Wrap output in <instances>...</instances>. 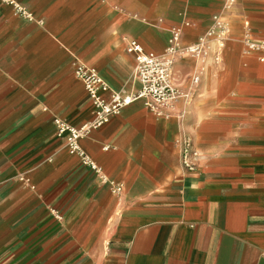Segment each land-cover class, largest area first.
<instances>
[{"label":"crops","instance_id":"obj_1","mask_svg":"<svg viewBox=\"0 0 264 264\" xmlns=\"http://www.w3.org/2000/svg\"><path fill=\"white\" fill-rule=\"evenodd\" d=\"M14 1L33 18L0 0V264H264V63L243 42L264 40V0ZM215 17L230 37L178 60L171 116H111L79 141L96 169L70 150L56 120L94 119L78 63L136 90L131 40L163 53L174 27L186 45Z\"/></svg>","mask_w":264,"mask_h":264},{"label":"built area","instance_id":"obj_2","mask_svg":"<svg viewBox=\"0 0 264 264\" xmlns=\"http://www.w3.org/2000/svg\"><path fill=\"white\" fill-rule=\"evenodd\" d=\"M12 3L21 15L33 18L31 13L24 9L14 0H7ZM183 29L180 26L174 27L168 46L163 53L147 51L137 41L131 40L128 43L127 51L135 59L134 79L139 82L138 89L133 91L115 90L101 76L96 67L84 63L76 66V76L83 82L86 91L94 105V119L80 127L70 124L64 119H57L56 126L59 135L68 137V146L72 152L79 153L84 163L96 169V163L80 147V139L105 123L111 116L120 114L127 106L136 101H143L145 106L157 116H171L172 111L181 96V91L175 82L174 70L178 60L187 55L204 57L208 52V45L215 41L218 50H222L230 37V28L215 17L214 25L209 29L208 34L200 37L190 44H182ZM245 50L258 55L260 62L264 63V40L254 39L249 32H245ZM218 58V56H217ZM193 84L200 80L198 74L190 77ZM187 99H191L192 93H185ZM181 159L187 171H196L203 159V154L194 145L191 137H184L179 141ZM108 148V147H106ZM122 186L118 185L114 191L120 192Z\"/></svg>","mask_w":264,"mask_h":264}]
</instances>
